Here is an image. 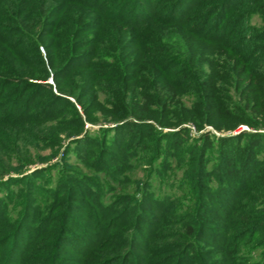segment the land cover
Returning <instances> with one entry per match:
<instances>
[{
  "label": "trees",
  "instance_id": "16d2710c",
  "mask_svg": "<svg viewBox=\"0 0 264 264\" xmlns=\"http://www.w3.org/2000/svg\"><path fill=\"white\" fill-rule=\"evenodd\" d=\"M4 229L0 264H264V0H0Z\"/></svg>",
  "mask_w": 264,
  "mask_h": 264
},
{
  "label": "rangeland",
  "instance_id": "374dc122",
  "mask_svg": "<svg viewBox=\"0 0 264 264\" xmlns=\"http://www.w3.org/2000/svg\"><path fill=\"white\" fill-rule=\"evenodd\" d=\"M259 22V18L257 17V16H255L254 18H253V21H252V23H258ZM50 82H52V79H50L49 80ZM87 125H89V124H87ZM98 127V125H96V126H93V128H97ZM190 129H191V132H192V134L195 136V135H197L199 132L193 127V126H191V125H189L188 126ZM208 129H212L211 127H208ZM243 129H249V127H247L246 125H243V126H241L238 130H236L235 131V133L236 132H239V131H241V130H243ZM217 133V132H216ZM219 134V133H218ZM50 152V150L49 149H47V150H44L42 153L43 154H47V153H49ZM59 157H61V155L59 154L58 156H56L55 158H53L50 162H55V161H57V160H59ZM75 155H71V157L69 158L70 159V162H73V161H75ZM47 162H45V163H41V164H38V165H34V166H31V167H29L28 169H27V172L26 173H29V172H31L33 169H35V168H38V167H44V166H47ZM31 168V169H30ZM61 174V168H53V169H50V171H48V172H46V174H45V179L47 180H49V182H47V183H49V184H55V182H56V180L58 179V177H59V175ZM142 175H143V173H142V171H138L136 174H134V183H133V185H131L130 186V190H132L135 194H136V197L138 198L139 197V191H138V184L139 183H137V181L138 180H140V178L142 177ZM45 184V183H44ZM14 187H18V186H14ZM164 190H166V191H168V192H174V191H172V190H170L169 188H165L164 187V189H162V192L164 191ZM158 192H160V190L158 191ZM14 215H17L16 213L14 214ZM77 216H78V218H80V219H82V220H87V217H84V216H82L81 214H77ZM92 221V220H91ZM27 226H30V225H25V227H24V229H21L20 230V236H21V238L24 240V238L26 239V233H28V232H30V228L31 227H27ZM27 227V228H26ZM8 232V230H6V229H4V231L2 230V231H0V234L1 235H3V233H7ZM0 235V236H1ZM46 243V242H45ZM93 246H91L90 248H92ZM6 249L8 250L9 249V245H7L6 247H5V249H4V252H3V255H2V257H1V260L3 261V259H4V253H5V251H6ZM76 249H78V250H80L81 252H88L90 249H85L84 247L82 248V249H80L79 248V246H78V243H73V244H68V245H64L63 247H61V251H62V253H64V255H69V256H73V257H75V258H79L80 259V256H78L76 253H75V250ZM253 250V249H252ZM104 252H106V244H105V242L104 243H102L101 245H100V247H97L96 249H94V253L95 254H102V253H104ZM253 252V251H252ZM251 255V254H250ZM252 256V255H251ZM138 258H141L140 256L138 257ZM86 259H88V257H86ZM255 259H256V256H255ZM135 260V259H134ZM92 261H93V259H92ZM88 262H91V261H87V263ZM154 262V264H158L157 263V261H153ZM256 262V261H255ZM92 263V262H91ZM136 262L135 261H131V263L130 264H135Z\"/></svg>",
  "mask_w": 264,
  "mask_h": 264
}]
</instances>
